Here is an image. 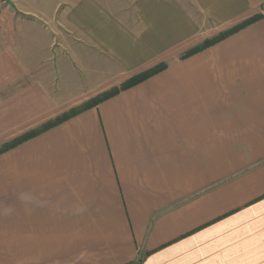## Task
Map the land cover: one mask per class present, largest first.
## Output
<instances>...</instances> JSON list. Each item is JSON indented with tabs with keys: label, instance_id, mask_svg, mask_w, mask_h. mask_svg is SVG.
Returning <instances> with one entry per match:
<instances>
[{
	"label": "crops",
	"instance_id": "crops-1",
	"mask_svg": "<svg viewBox=\"0 0 264 264\" xmlns=\"http://www.w3.org/2000/svg\"><path fill=\"white\" fill-rule=\"evenodd\" d=\"M15 2L75 49H0V150L147 77L0 153V264H264V0Z\"/></svg>",
	"mask_w": 264,
	"mask_h": 264
},
{
	"label": "rangeland",
	"instance_id": "rangeland-1",
	"mask_svg": "<svg viewBox=\"0 0 264 264\" xmlns=\"http://www.w3.org/2000/svg\"><path fill=\"white\" fill-rule=\"evenodd\" d=\"M105 1L108 2V0ZM14 2L15 0H0V49H11L13 46L18 49H26L27 52L28 47H33L36 49L35 53L41 52L44 55L47 51L43 49H53V54L55 49H75L70 46L71 38L62 26L64 25V10L70 8L67 6L68 4L54 7L49 5L21 6ZM104 4L106 5V3ZM72 40L74 44L76 38L73 36ZM49 68L44 69L41 66L38 67V70L41 74L54 73V67ZM90 100L70 111L82 108Z\"/></svg>",
	"mask_w": 264,
	"mask_h": 264
},
{
	"label": "trees",
	"instance_id": "trees-1",
	"mask_svg": "<svg viewBox=\"0 0 264 264\" xmlns=\"http://www.w3.org/2000/svg\"><path fill=\"white\" fill-rule=\"evenodd\" d=\"M254 20H256V18H253V19H250L249 21H246L244 22L243 24L239 25V26H236L234 27L233 29L225 32L224 34L220 35L218 38L216 39H213V40H210V41H206L202 46L194 49L191 51V53L193 52H197L205 47H208L212 44H214L215 42L225 38L226 36H229L230 34L238 31L239 29H241L242 27L246 26L247 24H250L251 22H253ZM147 76L146 75H139L137 77H134L133 79H131L130 81H128L127 83H125L124 85H122L120 88H115V89H112L111 91L109 92H106V93H103L102 95L98 96L97 98L95 99H92L90 100L85 106H83L82 108L80 109H77V110H74V111H70L69 113L63 115L62 117H58L55 121L53 122H49L47 123L45 126H43L41 129L35 131V132H30V133H27L23 136H21L20 138L14 140L12 143H10L9 145H6L5 147H3L1 150H0V153L8 150L9 148H12L13 146L17 145L18 143L28 139V138H31L32 136L42 132L43 130L49 128V127H52L54 125H56L57 123L63 121L64 119L72 116V115H75L76 113L82 111L83 109H86L88 107H91V106H94L96 104H98L100 101L112 96V95H115L117 94L121 89H124V88H127L129 86H132L138 82H140L141 80H143L144 78H146Z\"/></svg>",
	"mask_w": 264,
	"mask_h": 264
}]
</instances>
